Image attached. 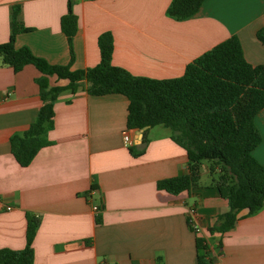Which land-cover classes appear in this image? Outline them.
Listing matches in <instances>:
<instances>
[{
  "label": "crops",
  "instance_id": "obj_1",
  "mask_svg": "<svg viewBox=\"0 0 264 264\" xmlns=\"http://www.w3.org/2000/svg\"><path fill=\"white\" fill-rule=\"evenodd\" d=\"M173 0H0V44L12 33V9L29 31L16 36V48L71 70L100 63L99 37L114 38L112 64L134 76L168 80L184 75L187 65L231 37L241 43L253 66L264 65L257 32L264 27V0H206L192 17L175 20ZM71 3L78 31L71 52L61 20ZM33 65L22 71L0 58V249L27 245V214L40 218L33 242V264H198L196 239L207 241L208 264H264V206L244 210L227 233H210L229 211L209 166L201 167L197 187L173 195L158 182L188 173V157L165 126L127 127L128 99L94 96L83 87L61 92L54 105L48 146L28 167L11 151L42 106ZM52 87L68 80L50 77ZM262 143L254 157L264 165V109L255 118ZM131 131L133 145L124 134ZM147 145L142 155L134 156ZM11 207V210H7ZM94 207L99 211L95 212ZM196 210L201 235L188 223Z\"/></svg>",
  "mask_w": 264,
  "mask_h": 264
},
{
  "label": "trees",
  "instance_id": "obj_2",
  "mask_svg": "<svg viewBox=\"0 0 264 264\" xmlns=\"http://www.w3.org/2000/svg\"><path fill=\"white\" fill-rule=\"evenodd\" d=\"M206 0H173L167 10L170 18L184 20L195 15ZM21 7L12 9V33L0 44L3 64L15 72L33 65L42 76L37 79L42 106L34 122L22 135L11 138V151L22 167H28L41 149L48 146L47 133L54 126V105L66 90L76 92L83 87L89 94H119L128 101L127 127L144 130L165 126L173 132L172 139L185 149L188 173L158 182L160 190L178 195L197 187L201 167L209 162V170L220 196L230 209L218 218L210 233L224 234L232 230L240 213H257L264 206V165L254 157L262 143L255 118L264 109V65L253 66L244 57L241 43L231 37L187 65L183 76L156 80L134 76L114 66V38L111 33L99 37L100 63L94 68L71 70L68 65H53L37 57L28 47L16 48V36L27 32L19 21ZM70 50L78 31V19L71 3L61 20ZM264 46V27L257 32ZM68 80L66 87H52L50 77ZM143 147L131 153L138 157ZM27 245L23 250L0 249V264H33V242L40 218L27 214ZM198 264H208L207 241L196 239Z\"/></svg>",
  "mask_w": 264,
  "mask_h": 264
},
{
  "label": "built area",
  "instance_id": "obj_3",
  "mask_svg": "<svg viewBox=\"0 0 264 264\" xmlns=\"http://www.w3.org/2000/svg\"><path fill=\"white\" fill-rule=\"evenodd\" d=\"M124 144L126 147H130L133 145V138H132V133L131 131H128L124 134ZM0 207H1V202H0ZM11 207H7V210H11ZM94 211L98 212L99 208L94 207ZM196 210L195 209H190L188 211V223L191 227V229L196 233V235H201V227L198 225L196 221Z\"/></svg>",
  "mask_w": 264,
  "mask_h": 264
},
{
  "label": "rangeland",
  "instance_id": "obj_4",
  "mask_svg": "<svg viewBox=\"0 0 264 264\" xmlns=\"http://www.w3.org/2000/svg\"><path fill=\"white\" fill-rule=\"evenodd\" d=\"M204 166H210V163L209 162H205Z\"/></svg>",
  "mask_w": 264,
  "mask_h": 264
}]
</instances>
